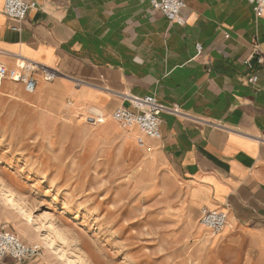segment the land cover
Returning a JSON list of instances; mask_svg holds the SVG:
<instances>
[{"label": "crops", "instance_id": "1", "mask_svg": "<svg viewBox=\"0 0 264 264\" xmlns=\"http://www.w3.org/2000/svg\"><path fill=\"white\" fill-rule=\"evenodd\" d=\"M24 1L35 8L14 32L0 0V63L10 75L31 61L65 78L45 83L36 71L33 93L14 78L3 81L4 124L23 112L75 118L95 108L108 121L85 124L106 138L129 131L111 119L118 107L129 108L121 95L176 107L180 115L161 114L160 139L147 141L153 164L197 221L202 208L226 213L229 227L219 238L228 245L244 240L264 264V16L256 17L248 0H180L175 22L150 0ZM253 49L262 62L252 60L248 69L243 62ZM111 128L117 131L100 134ZM1 264L48 263L39 255Z\"/></svg>", "mask_w": 264, "mask_h": 264}, {"label": "rangeland", "instance_id": "2", "mask_svg": "<svg viewBox=\"0 0 264 264\" xmlns=\"http://www.w3.org/2000/svg\"><path fill=\"white\" fill-rule=\"evenodd\" d=\"M13 121L0 119V223L48 264H259L244 240L219 238L229 223L199 225L138 129L99 137L84 113Z\"/></svg>", "mask_w": 264, "mask_h": 264}, {"label": "built area", "instance_id": "3", "mask_svg": "<svg viewBox=\"0 0 264 264\" xmlns=\"http://www.w3.org/2000/svg\"><path fill=\"white\" fill-rule=\"evenodd\" d=\"M253 6L256 17L264 16V0H248ZM152 10L159 12L167 21L175 22L179 19L184 4L180 0H150ZM35 8L34 2L24 0H3V14L14 26L12 31L18 32V24L26 17L28 12ZM197 53L201 52V47L196 45ZM253 49L251 55L243 62L248 69L251 68V61L255 60L257 64L262 62ZM40 72L45 83H50L56 79L65 76L58 71L31 61H21L20 71L10 75L4 65L0 63V89L3 81L8 78H14L20 82L26 93L35 91L37 81L32 77V73ZM257 81L256 76H251L248 83L254 85ZM83 83L76 81V85ZM129 104V108L118 107L111 114V119L118 125L121 130L138 129L140 134L151 140L160 139L161 114L168 113L180 115L176 109L162 106L153 96L135 97L128 94L120 96ZM85 122L92 125H103L106 118L94 108H88L83 111ZM199 225L210 231L213 235L220 233L227 223V215L224 212L213 211L202 208L199 211ZM41 248L35 244H26L15 233L8 232L0 224V264L8 257L16 262H27L39 256Z\"/></svg>", "mask_w": 264, "mask_h": 264}, {"label": "bare ground", "instance_id": "4", "mask_svg": "<svg viewBox=\"0 0 264 264\" xmlns=\"http://www.w3.org/2000/svg\"><path fill=\"white\" fill-rule=\"evenodd\" d=\"M65 78V77H64ZM76 83V82H75ZM95 109V108H94ZM97 112H99V110H97ZM100 113V112H99ZM108 121V117H106V120H105V123ZM103 131V130H102ZM104 131H107V130H104ZM117 130H116V128H111L109 131H107V133H114V132H116ZM6 201H7V204H9L10 206H11V209H18L19 211H20V209H19V206H18V204L16 203V201H15V198H14V196H13V194H9L8 196H7V198H6ZM192 215V214H191ZM225 228V227H224Z\"/></svg>", "mask_w": 264, "mask_h": 264}]
</instances>
